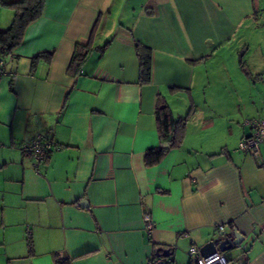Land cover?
<instances>
[{
    "label": "crops",
    "instance_id": "0c3cea01",
    "mask_svg": "<svg viewBox=\"0 0 264 264\" xmlns=\"http://www.w3.org/2000/svg\"><path fill=\"white\" fill-rule=\"evenodd\" d=\"M11 1L0 0V30L12 21ZM245 7L248 0H45L3 56L0 264H147L159 248L191 264L188 248L218 237L219 225L244 235L226 264H264V142L258 157L237 149L252 128L219 110L233 101L224 90L244 100L230 73L234 54L242 70L248 65L237 77L264 75L238 50ZM77 43L90 51L71 76ZM136 43L151 49L147 82ZM46 51L50 58L33 60ZM162 102L186 117L184 134L147 166ZM36 134L52 147L34 166L22 145Z\"/></svg>",
    "mask_w": 264,
    "mask_h": 264
},
{
    "label": "trees",
    "instance_id": "16d2710c",
    "mask_svg": "<svg viewBox=\"0 0 264 264\" xmlns=\"http://www.w3.org/2000/svg\"><path fill=\"white\" fill-rule=\"evenodd\" d=\"M4 4L11 7L14 14L10 25L4 30H0V58L19 46L27 26L41 16L45 0H14L4 2ZM135 48L139 58V79L141 82H147L151 75V49L140 43H136ZM89 51V45L78 43L75 45L67 67V72L71 76H75L80 72L81 65ZM51 55V51L42 52L34 56L33 60L35 61L41 56L50 58ZM155 118L160 143L145 151L144 162L147 166L159 163L170 148L178 146L181 143L185 129L186 117H174L169 107L163 102L156 106ZM56 263L68 264V262L61 259H56Z\"/></svg>",
    "mask_w": 264,
    "mask_h": 264
},
{
    "label": "rangeland",
    "instance_id": "374dc122",
    "mask_svg": "<svg viewBox=\"0 0 264 264\" xmlns=\"http://www.w3.org/2000/svg\"><path fill=\"white\" fill-rule=\"evenodd\" d=\"M248 4L250 6L249 10L247 11L245 7L240 17L243 21L241 23L242 32H240L241 41L238 42L241 44V48L238 50L241 51L240 55L242 54L243 60L247 59L255 64L254 68L264 70V0H248ZM244 26L247 27L245 28ZM245 44L249 46L248 49H246ZM238 60V54H234V58L232 59L234 67L232 69L230 68V73L232 74L234 83L241 90L244 100L239 103L236 98L229 96L232 92L224 90V97L230 98L233 101L230 102V105L226 104L223 107H219V110L222 115H233L235 120L242 124L246 119L264 118V81H262L264 79H261L264 78V75H261V78L253 77V75L237 77L236 73L241 72L245 75L244 70L247 72L246 68H248V65L243 63L244 70H242ZM249 66L251 70H254L251 67L252 64ZM224 81L227 82L228 80H223L222 82ZM254 82L256 86L252 84ZM247 83H251L250 88L246 85ZM248 97L256 99L253 105L248 104ZM237 102L239 105H236ZM226 253L230 254V261L235 260L237 256L235 249Z\"/></svg>",
    "mask_w": 264,
    "mask_h": 264
},
{
    "label": "built area",
    "instance_id": "2783aa9c",
    "mask_svg": "<svg viewBox=\"0 0 264 264\" xmlns=\"http://www.w3.org/2000/svg\"><path fill=\"white\" fill-rule=\"evenodd\" d=\"M5 65L4 58H0V75L3 73ZM252 129L250 135L242 138L237 149L246 151L251 155L258 157L259 145L264 142V119L253 118L245 121ZM52 147V141L49 137L42 134H36L29 141L23 143L22 148L28 152L33 160L34 166L38 165L41 161L45 160L49 156L50 149ZM142 220L145 230L148 234H151L153 229V221L150 213L144 211L142 214ZM218 230L224 229L223 225H219ZM187 255L191 264H226L228 259L226 255L221 251H215L207 255H202L199 248L195 245H191L187 250ZM147 264H177L171 256H163L160 254L152 256Z\"/></svg>",
    "mask_w": 264,
    "mask_h": 264
},
{
    "label": "water",
    "instance_id": "95a60500",
    "mask_svg": "<svg viewBox=\"0 0 264 264\" xmlns=\"http://www.w3.org/2000/svg\"><path fill=\"white\" fill-rule=\"evenodd\" d=\"M79 205L85 208L88 206V202L85 199H81L79 201ZM243 241L244 235L238 232L236 229H233L232 231H225L223 229L219 233L218 237L207 241L199 248V251L202 255H207L215 251H221L225 253L241 247ZM156 254L167 256L171 254V251L166 248H159L156 250Z\"/></svg>",
    "mask_w": 264,
    "mask_h": 264
}]
</instances>
